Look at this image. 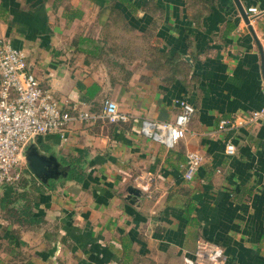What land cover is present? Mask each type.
<instances>
[{
    "label": "crops",
    "instance_id": "1",
    "mask_svg": "<svg viewBox=\"0 0 264 264\" xmlns=\"http://www.w3.org/2000/svg\"><path fill=\"white\" fill-rule=\"evenodd\" d=\"M239 1L249 24L235 0H0V37L63 108L112 99L131 116L37 138L68 175L0 185V264H192L202 238L222 264H264V120L219 129L264 106V0ZM181 99L185 138L141 133Z\"/></svg>",
    "mask_w": 264,
    "mask_h": 264
},
{
    "label": "built area",
    "instance_id": "2",
    "mask_svg": "<svg viewBox=\"0 0 264 264\" xmlns=\"http://www.w3.org/2000/svg\"><path fill=\"white\" fill-rule=\"evenodd\" d=\"M256 13V8H249ZM264 56V36L260 39ZM180 111L172 120H144L141 133L150 139L172 147L185 138L188 124L196 108L188 101L177 102ZM130 114L119 109L116 101L105 100L98 111H90L79 104L63 108L52 94L43 88L28 69L25 54L4 37H0V185H18L28 169L23 151L33 138L50 133L65 136L71 124L127 122ZM264 120V106L232 119H222L219 129L238 128ZM227 152H234L229 146ZM203 156L198 151L187 154L185 178L190 180L200 167ZM224 248L202 238L192 264H222Z\"/></svg>",
    "mask_w": 264,
    "mask_h": 264
},
{
    "label": "water",
    "instance_id": "3",
    "mask_svg": "<svg viewBox=\"0 0 264 264\" xmlns=\"http://www.w3.org/2000/svg\"><path fill=\"white\" fill-rule=\"evenodd\" d=\"M235 3L241 16L249 24L250 19L248 13L239 0H235ZM22 155L29 171L44 184L49 185L50 182L65 178L68 175L70 165L62 164L53 152L47 151L41 146V141L37 138L31 140ZM128 192V199L132 201L136 200L142 194V190L136 186H129Z\"/></svg>",
    "mask_w": 264,
    "mask_h": 264
}]
</instances>
